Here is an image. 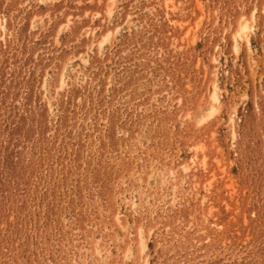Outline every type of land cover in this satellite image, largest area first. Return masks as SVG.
Returning <instances> with one entry per match:
<instances>
[{"label":"rangeland","instance_id":"1","mask_svg":"<svg viewBox=\"0 0 264 264\" xmlns=\"http://www.w3.org/2000/svg\"><path fill=\"white\" fill-rule=\"evenodd\" d=\"M0 264H264V0H0Z\"/></svg>","mask_w":264,"mask_h":264},{"label":"bare ground","instance_id":"2","mask_svg":"<svg viewBox=\"0 0 264 264\" xmlns=\"http://www.w3.org/2000/svg\"><path fill=\"white\" fill-rule=\"evenodd\" d=\"M246 24H243V25H241L240 26V28H239V30H238V36H240V33L241 32H244V30H246ZM218 98H216V95H215V93H213L212 95H211V102L210 103H212V102H215L216 100H217ZM211 113V112H210ZM142 246H143V244H142ZM145 247V246H144Z\"/></svg>","mask_w":264,"mask_h":264}]
</instances>
